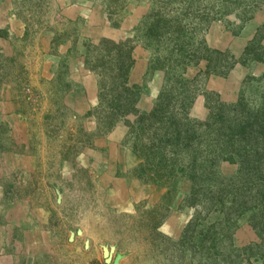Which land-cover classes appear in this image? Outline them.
Listing matches in <instances>:
<instances>
[{"label": "rangeland", "instance_id": "obj_1", "mask_svg": "<svg viewBox=\"0 0 264 264\" xmlns=\"http://www.w3.org/2000/svg\"><path fill=\"white\" fill-rule=\"evenodd\" d=\"M0 264H264V0H0Z\"/></svg>", "mask_w": 264, "mask_h": 264}]
</instances>
